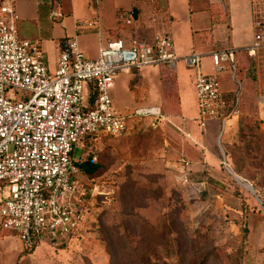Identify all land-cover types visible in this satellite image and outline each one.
Masks as SVG:
<instances>
[{"label":"rangeland","instance_id":"rangeland-1","mask_svg":"<svg viewBox=\"0 0 264 264\" xmlns=\"http://www.w3.org/2000/svg\"><path fill=\"white\" fill-rule=\"evenodd\" d=\"M176 72L194 73L195 83V69L183 60ZM230 75L219 76L223 89L238 93L236 114L225 128L215 118L199 130L194 90L189 138L175 128L185 127L181 120L162 111L133 116L153 105V93L136 98L125 84L112 94L127 128L89 150L100 167L91 178L104 195L93 215L77 238L60 247L41 241L31 253L0 227V264H264V61L245 59L239 85ZM198 132L208 141L201 152L192 137Z\"/></svg>","mask_w":264,"mask_h":264},{"label":"built area","instance_id":"built-area-1","mask_svg":"<svg viewBox=\"0 0 264 264\" xmlns=\"http://www.w3.org/2000/svg\"><path fill=\"white\" fill-rule=\"evenodd\" d=\"M15 3L0 2V227L14 234L26 250L46 240L60 247L79 236L85 208L102 194L80 168L89 156L92 163L98 162L89 154V143H101L104 135L120 136L127 128L128 117L113 105L116 77L149 66L174 69L179 58L167 31L156 33L150 42L109 41L96 60L86 59L74 39L60 54L55 73H50L39 42L19 39ZM120 19L126 25L133 23L132 17ZM256 27L254 43L246 50L260 62L261 55L264 60V14ZM183 61L196 72L199 128L203 130L206 121L215 118L225 128L236 111L223 115L227 105L219 75L230 72L236 83L233 50L212 53V75L201 70L197 54ZM9 90L16 94L10 97ZM160 112L147 108L133 116ZM184 126L175 128L189 138ZM78 148L82 153L75 158Z\"/></svg>","mask_w":264,"mask_h":264},{"label":"crops","instance_id":"crops-1","mask_svg":"<svg viewBox=\"0 0 264 264\" xmlns=\"http://www.w3.org/2000/svg\"><path fill=\"white\" fill-rule=\"evenodd\" d=\"M15 12L19 39L39 42L50 73H55L60 54L74 39L86 59L96 60L101 47L109 41L150 42L156 33L167 31L179 60L197 54L202 59L201 70L212 75V53L243 50L253 45L256 24L264 14V0H156L143 4L141 22L132 26L120 18L122 15L133 18V0H16ZM54 12L61 17L53 18ZM241 56L240 53L238 58ZM177 67L178 62L174 69L144 67L124 71L116 78L112 94L125 84L136 98L149 99L153 93L156 97L153 105L136 111L158 108L172 121L181 120L190 127L193 119L188 111L194 97V73L188 79L181 78ZM170 75L173 89L168 87ZM222 90L224 94L234 91L231 86ZM172 98L177 103L170 102ZM192 137L197 150L201 152V147H207L208 141L199 132Z\"/></svg>","mask_w":264,"mask_h":264},{"label":"trees","instance_id":"trees-1","mask_svg":"<svg viewBox=\"0 0 264 264\" xmlns=\"http://www.w3.org/2000/svg\"><path fill=\"white\" fill-rule=\"evenodd\" d=\"M156 0H133V23L135 22H141V14H142V6L144 3L147 2H154L155 3ZM133 25V24H132ZM129 25V26H132ZM133 40V39H132ZM234 53V65H235V81L236 84L239 85V81H238V68L239 66L244 62V60L246 59L248 62H250L252 65H257L258 63H260L258 61V59L255 58H250L248 55V52L246 49L243 50H233ZM241 53V58H238V55ZM261 55V54H260ZM260 60H263L262 55L260 56ZM224 99L226 101V108L223 112L224 116H228L233 110L236 109V107L238 106V93L236 90L226 93L224 94ZM91 144L90 146H92V149H94L96 147V145H100L101 143H98L96 140H91V142L89 143ZM84 152H86V150H83ZM80 168L81 170L84 172L85 176L88 178H91V176L95 175L98 170H99V164L98 163H92L91 162V156H89L85 162L80 164ZM104 195H98L95 197L94 201L90 204H88V206L85 208L84 211V219L82 221L81 224V228L79 229V233L82 231V228L85 227L89 217L91 215H93L94 210L96 209L97 203L99 201V199H101ZM35 248V247H34ZM34 248H32L31 250H27L28 252H32L34 250Z\"/></svg>","mask_w":264,"mask_h":264},{"label":"water","instance_id":"water-1","mask_svg":"<svg viewBox=\"0 0 264 264\" xmlns=\"http://www.w3.org/2000/svg\"><path fill=\"white\" fill-rule=\"evenodd\" d=\"M236 177V176H235ZM240 179V178H239ZM247 186V185H246ZM249 187V186H248ZM249 191H251L253 194H255V192L253 191V189L251 187H249Z\"/></svg>","mask_w":264,"mask_h":264}]
</instances>
